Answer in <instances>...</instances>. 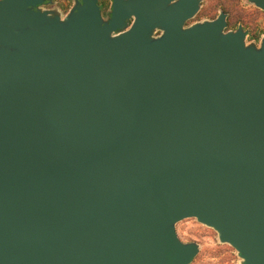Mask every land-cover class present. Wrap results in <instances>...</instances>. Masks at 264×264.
<instances>
[{"label": "water", "instance_id": "1", "mask_svg": "<svg viewBox=\"0 0 264 264\" xmlns=\"http://www.w3.org/2000/svg\"><path fill=\"white\" fill-rule=\"evenodd\" d=\"M173 1L0 0V264H264V36Z\"/></svg>", "mask_w": 264, "mask_h": 264}, {"label": "rangeland", "instance_id": "2", "mask_svg": "<svg viewBox=\"0 0 264 264\" xmlns=\"http://www.w3.org/2000/svg\"><path fill=\"white\" fill-rule=\"evenodd\" d=\"M220 12H225L228 16L229 25L226 31H236L241 26L249 30L251 35H255L246 39V43L259 45L264 36V12L256 8L250 0H205L193 24L215 20ZM176 234L183 243L198 244L199 253L191 264L241 263L234 249L219 243L217 234L195 219L178 223Z\"/></svg>", "mask_w": 264, "mask_h": 264}, {"label": "flooded vegetation", "instance_id": "3", "mask_svg": "<svg viewBox=\"0 0 264 264\" xmlns=\"http://www.w3.org/2000/svg\"><path fill=\"white\" fill-rule=\"evenodd\" d=\"M178 1L179 0H174L171 3V5H174ZM204 1L205 0H201L200 1L199 10L197 11V13L191 19H189V20H187L185 22V26H190L191 24H193V21L196 19V17L200 13V10L202 8V4H203ZM28 2L30 3V7L33 10L47 11V12H50V13H53L55 15L63 17L65 15H67L70 11H72L74 8H76L77 4L80 3L81 0H28ZM113 2H114V0H96V4H97V6L99 8L100 16H101V18L103 19L104 22H108L111 19V15H112V11H113ZM220 13L226 14L225 12H220ZM219 14H218V16H219ZM225 21H226V25H227L226 26V30H227L228 25H229L228 24V16H227V14H226ZM131 22H132V18H130L126 22L125 27L123 29H121L119 32L124 31L125 28H127L131 24ZM239 27H241V26H238L237 29ZM242 30L245 32L246 39H248L249 37L253 38L255 36V35H251L249 30H246V29H243V28H242ZM119 32H117V33H119ZM154 34L158 35L159 32H155Z\"/></svg>", "mask_w": 264, "mask_h": 264}]
</instances>
